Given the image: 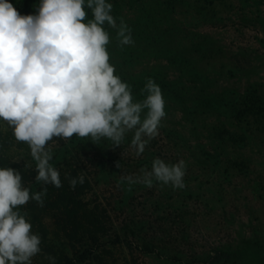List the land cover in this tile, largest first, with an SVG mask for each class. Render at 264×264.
Wrapping results in <instances>:
<instances>
[{
    "label": "rangeland",
    "instance_id": "374dc122",
    "mask_svg": "<svg viewBox=\"0 0 264 264\" xmlns=\"http://www.w3.org/2000/svg\"><path fill=\"white\" fill-rule=\"evenodd\" d=\"M36 1L38 8L40 0ZM108 2L117 23L122 19L134 40V45L121 48L115 31L104 26L112 37L107 47L115 74L141 100L146 79L157 83L153 76L163 73L185 91L187 109L176 108L162 91L164 126L140 156L130 147L131 133L119 147L107 139L93 143L75 136L76 152L68 163L82 166L91 183L84 196L88 205L98 203L108 215L101 239L110 240L98 255L106 264H264L260 256L264 247V103L257 118L231 112L234 104L241 109L247 88L264 96V0ZM36 9L30 7L27 14L17 11L34 15ZM86 11L91 19V10ZM149 21L161 32L166 27L173 30L151 50L146 47L148 34L135 32ZM164 45L175 52L165 54ZM179 56L189 63L183 76L177 70L180 65L172 63ZM198 87L204 95L209 93L208 100L216 101L220 95L224 104L215 108L205 101L194 102ZM218 128L223 130L221 137ZM61 141L69 144L70 140L53 138L47 148L53 150ZM27 147L0 121V156L15 160L30 154ZM156 157L169 163L186 162L184 189L161 187L155 181L152 188L142 184L129 188L121 182L122 176L150 169ZM25 158V163H31ZM221 251L239 253L222 261L218 259Z\"/></svg>",
    "mask_w": 264,
    "mask_h": 264
},
{
    "label": "clouds",
    "instance_id": "9594fccd",
    "mask_svg": "<svg viewBox=\"0 0 264 264\" xmlns=\"http://www.w3.org/2000/svg\"><path fill=\"white\" fill-rule=\"evenodd\" d=\"M112 7L108 0H40L36 14L21 15L0 0V121L28 145L37 183L62 187L47 148L53 138L107 139L119 147L131 133L130 147L140 156L164 126L166 101L158 84L147 78L137 100L110 63L112 37L105 25L119 47L134 45L131 29L122 19L117 23ZM186 168L183 159L156 157L150 169L121 182L184 189ZM65 178L72 190L84 183L83 176ZM46 194V187L30 192L20 171L0 168V264H33L41 254V237L21 208L30 200L43 207ZM44 258L56 264L54 256Z\"/></svg>",
    "mask_w": 264,
    "mask_h": 264
},
{
    "label": "trees",
    "instance_id": "16d2710c",
    "mask_svg": "<svg viewBox=\"0 0 264 264\" xmlns=\"http://www.w3.org/2000/svg\"><path fill=\"white\" fill-rule=\"evenodd\" d=\"M8 2L13 4L16 10H24L26 14L29 12L30 7L36 9L38 5L36 0H8ZM142 31L148 34L145 40L147 42L146 47L150 50L161 40L162 37L172 34L173 32L170 27H166L165 30L161 32V30L155 28L150 21L149 23L145 22L142 27H136L135 32ZM161 50L165 54L170 55L175 52L170 45H164ZM169 59L171 60L172 58L170 57ZM177 59H180V61H176ZM172 63H178L180 65L177 70H179L182 76L188 71L186 70V67H188L189 63L184 64V59L181 57H173ZM193 73L195 72L193 71ZM157 74L159 77H153L161 91H163V93L167 92L165 96L175 104L176 108L178 106L179 109L183 111L186 110L185 91L178 87V84L175 83L176 80H173L170 83V81L165 79L163 73ZM138 81L139 82L136 81L137 85L140 84L139 77ZM198 89L200 91L194 102L205 101L208 106L215 108L224 104L219 101L220 95L218 97L216 95V101L208 100L209 95L207 94L209 93L206 92L207 94H205V96L203 94L204 92H202L199 87ZM247 89L245 96L242 98L243 106L241 105V109L234 104L231 112H233V114L235 113L237 117H241L242 115H253L257 118V116H260L261 112H263L262 103H264V96L259 94L254 88ZM189 113L190 115L194 114L192 108L191 110L189 109ZM217 131L218 135L221 137L223 130L218 128ZM58 140L60 141L61 139L58 138ZM69 140V144H65L64 141H61L57 144V147L53 148V150L48 148L53 156L50 164L60 172L62 187L59 189L51 184L43 185L42 183H37L35 181V176L37 174L35 171V161L30 154L21 155L22 157L15 160H11V158L6 159L4 156H0V168L11 167L20 171L22 183L25 187L29 188L30 192L40 191L44 187L47 188L43 207L38 206L35 201L30 200L21 208L22 212H27L32 224L33 232L38 233L41 237L40 247L42 252L33 258V264H49L44 258L45 254L54 256L56 258V264H106L101 260V255H98V253H102L100 251L105 249V246H107L108 241L110 240L108 238L101 239L107 231L104 224V218H107L108 215L102 211V208L99 207L98 203L89 206V202L84 199L86 192L90 190L92 186L81 171L82 166L79 164L76 166L68 163V157L74 155L76 152L75 135ZM26 152H30V149H27ZM24 156L30 158L31 163H25L26 158ZM77 160L78 158L76 157V161ZM66 173L71 178L83 176L84 183L82 185L78 183L74 190L70 189L69 181L65 178ZM47 218L49 219L51 226H49ZM114 237L116 239L118 238L117 235H114ZM250 251V249L246 250L247 253H250ZM238 253L239 252L237 251H221L218 259L222 261L224 259L229 260L233 256L237 257ZM260 256L264 258V247H262Z\"/></svg>",
    "mask_w": 264,
    "mask_h": 264
}]
</instances>
